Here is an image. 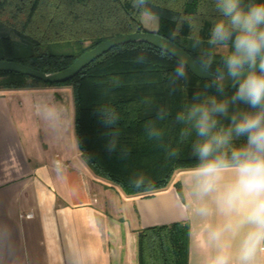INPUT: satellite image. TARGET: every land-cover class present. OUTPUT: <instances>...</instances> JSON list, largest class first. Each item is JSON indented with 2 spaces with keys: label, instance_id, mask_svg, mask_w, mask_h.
<instances>
[{
  "label": "trees",
  "instance_id": "trees-1",
  "mask_svg": "<svg viewBox=\"0 0 264 264\" xmlns=\"http://www.w3.org/2000/svg\"><path fill=\"white\" fill-rule=\"evenodd\" d=\"M149 7L159 17L155 32L199 63L209 46L193 48L189 37L194 25L207 40L212 23L220 18L214 0H150ZM141 31L146 29L131 0H0V59L45 72L68 67L108 38ZM223 55L216 54L213 71L222 66ZM178 62L149 44L127 43L110 49L62 83L0 72V90L70 87L82 160L125 195L151 196L168 187L175 172L189 170L195 163L191 151L195 133L185 135L187 126L176 120L177 114L194 93L217 94L207 87L211 82L197 78L187 67V79L174 80ZM234 91V87L225 88V95ZM161 109L166 112L164 119H158ZM105 110L117 115L114 125L105 124ZM150 127L161 136L150 137ZM139 175L145 177V184L137 188L132 180ZM137 240L139 264H187L186 223L142 228Z\"/></svg>",
  "mask_w": 264,
  "mask_h": 264
},
{
  "label": "crops",
  "instance_id": "crops-1",
  "mask_svg": "<svg viewBox=\"0 0 264 264\" xmlns=\"http://www.w3.org/2000/svg\"><path fill=\"white\" fill-rule=\"evenodd\" d=\"M187 172L127 196L80 157L70 87L0 90V264H139L138 231L173 223L188 225L187 264H202Z\"/></svg>",
  "mask_w": 264,
  "mask_h": 264
},
{
  "label": "clouds",
  "instance_id": "clouds-1",
  "mask_svg": "<svg viewBox=\"0 0 264 264\" xmlns=\"http://www.w3.org/2000/svg\"><path fill=\"white\" fill-rule=\"evenodd\" d=\"M131 3L141 22L157 30L159 17L150 0ZM214 7L220 18L207 40L194 25L189 38L193 48L209 46L199 64L212 77L207 87L218 95L196 92L176 116L187 126L185 135L194 131L196 137L191 145L195 163L184 177L188 209L201 221L202 264H264V0H214ZM218 52L224 53L222 66L213 71ZM186 65L187 60L178 62L174 80L187 79ZM229 80L235 91L227 96ZM102 114L108 126L118 119L114 112ZM165 115L161 109L158 119ZM148 134L161 136L154 127ZM132 183L140 188L145 177Z\"/></svg>",
  "mask_w": 264,
  "mask_h": 264
},
{
  "label": "water",
  "instance_id": "water-1",
  "mask_svg": "<svg viewBox=\"0 0 264 264\" xmlns=\"http://www.w3.org/2000/svg\"><path fill=\"white\" fill-rule=\"evenodd\" d=\"M135 42H142L154 46L162 51L167 52L170 56L178 61L181 59L187 60L186 67L194 76L201 80H207L211 82V75L208 72L202 71L200 64L185 49L173 41L159 35L157 32L149 30L124 33L108 38L79 55L68 67L62 70L45 72L31 68L16 61L0 59V72H15L40 80L44 83H62L76 76L92 61L110 49L119 45ZM232 87L231 81H227L225 88Z\"/></svg>",
  "mask_w": 264,
  "mask_h": 264
},
{
  "label": "built area",
  "instance_id": "built-area-1",
  "mask_svg": "<svg viewBox=\"0 0 264 264\" xmlns=\"http://www.w3.org/2000/svg\"><path fill=\"white\" fill-rule=\"evenodd\" d=\"M26 216H31V214H26Z\"/></svg>",
  "mask_w": 264,
  "mask_h": 264
}]
</instances>
